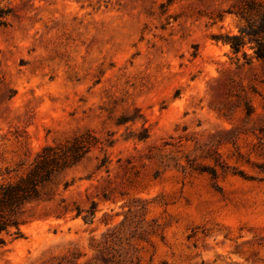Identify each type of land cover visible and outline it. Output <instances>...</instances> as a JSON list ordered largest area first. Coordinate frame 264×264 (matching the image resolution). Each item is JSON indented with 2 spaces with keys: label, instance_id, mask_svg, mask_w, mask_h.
Here are the masks:
<instances>
[{
  "label": "rangeland",
  "instance_id": "rangeland-1",
  "mask_svg": "<svg viewBox=\"0 0 264 264\" xmlns=\"http://www.w3.org/2000/svg\"><path fill=\"white\" fill-rule=\"evenodd\" d=\"M245 2L0 0V184L48 172L0 264H264Z\"/></svg>",
  "mask_w": 264,
  "mask_h": 264
},
{
  "label": "trees",
  "instance_id": "trees-1",
  "mask_svg": "<svg viewBox=\"0 0 264 264\" xmlns=\"http://www.w3.org/2000/svg\"><path fill=\"white\" fill-rule=\"evenodd\" d=\"M244 8L234 12L246 21L236 35L225 34L213 37L215 42L228 45L233 54H241L246 63L264 60V4L256 0H246ZM257 13L258 18L248 19L246 14ZM252 54L249 55L245 48ZM35 166L18 180L0 184V252L8 242L22 237L20 216L26 204L38 198L39 185L47 179V171ZM86 222V221H85Z\"/></svg>",
  "mask_w": 264,
  "mask_h": 264
}]
</instances>
